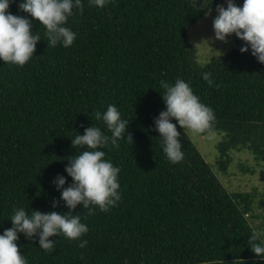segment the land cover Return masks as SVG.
<instances>
[{
  "label": "trees",
  "instance_id": "1",
  "mask_svg": "<svg viewBox=\"0 0 264 264\" xmlns=\"http://www.w3.org/2000/svg\"><path fill=\"white\" fill-rule=\"evenodd\" d=\"M19 2L8 11L27 16ZM223 2L198 8L192 0H110L99 8L83 0V11L68 21L77 33L71 47H48L44 26L32 19L41 36L33 58L23 67L0 61V233L12 227L14 207L70 211L63 201L52 208L60 197L52 181L67 176L77 154L71 137L92 124L106 131L96 111L115 104L132 135L131 144L121 139L119 148L104 149L121 168L118 206L72 211L89 227L86 246L54 236L55 251L45 253L38 237L19 234L28 264H264L249 246L252 232L264 228V194L227 190L179 126L185 158L170 163L154 129L166 107L159 82L182 78L215 111L220 172L228 174L234 153L264 164V64L242 54L234 34L235 50L202 66L189 39V27ZM203 72L212 73V86Z\"/></svg>",
  "mask_w": 264,
  "mask_h": 264
},
{
  "label": "clouds",
  "instance_id": "2",
  "mask_svg": "<svg viewBox=\"0 0 264 264\" xmlns=\"http://www.w3.org/2000/svg\"><path fill=\"white\" fill-rule=\"evenodd\" d=\"M12 2L14 0H0V61L23 67L33 58L41 36L32 31V19L44 26L48 47L61 45L69 48L74 44L77 33L67 25L70 17L83 11V0H20L18 7L27 16L9 12ZM88 3L104 8L110 0H88ZM216 12L212 21L214 37L209 40L227 43L228 37L235 34L243 41L239 51L242 54L250 52L259 63L264 64V0H243L242 6H237L235 0H224V3L217 4ZM201 75L209 86L214 84L211 72ZM159 83L166 107L154 118V129L159 133L167 160L178 164L184 160L185 153L177 126L183 134L187 130L211 140L217 134V118L214 109L201 101L189 82L176 78L174 83L167 80ZM94 116L106 126V131L92 124L84 129L83 135L71 137L77 154L65 167L67 176L57 174L52 181L60 192L59 199H53L52 208H57L63 201L70 211L60 213L32 209L29 212L25 207H14L10 218L12 227L0 233V264H28L25 255L20 252L22 246L17 244L19 234L28 239L38 237L39 247L45 253L55 251L56 240L50 237L61 235L78 241L79 247L84 248L87 240L81 238L89 232V227L82 222L81 214L73 215L72 211L81 206L88 215H93L97 208L107 213L122 200L121 168L105 158L104 149L109 146L119 148L118 141L121 139L132 143L131 133L125 135L129 121L115 104H109L103 112L96 111ZM68 177H71V183H68ZM249 246L257 257L264 260V228L252 232Z\"/></svg>",
  "mask_w": 264,
  "mask_h": 264
},
{
  "label": "rangeland",
  "instance_id": "3",
  "mask_svg": "<svg viewBox=\"0 0 264 264\" xmlns=\"http://www.w3.org/2000/svg\"><path fill=\"white\" fill-rule=\"evenodd\" d=\"M192 1L198 8H205L212 2V0ZM235 3L237 6H242L243 0H235ZM216 15L217 12L215 7L198 23L191 25L188 29L189 39L196 49L199 63L202 66L209 65L229 55L236 48L234 34L228 37L227 43L209 40V38L214 37L212 21ZM185 132L205 157L206 161L212 166L214 173L227 190L230 192L240 191L252 193L253 190L258 189L260 193L264 194V164H258L254 160V157L247 152L234 153L228 174H224L220 172L218 167L220 156L218 146L223 141V136L217 133L216 136L210 140L206 136L194 135L187 130H185ZM241 165H245L247 169L254 170L255 172L253 173L250 170L245 172L241 171ZM258 212L264 215V208ZM262 219H264V217ZM262 219H256V224L259 225Z\"/></svg>",
  "mask_w": 264,
  "mask_h": 264
}]
</instances>
